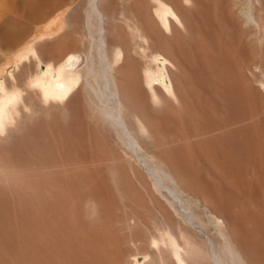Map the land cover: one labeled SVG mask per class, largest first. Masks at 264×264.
Listing matches in <instances>:
<instances>
[{"label":"rangeland","instance_id":"rangeland-1","mask_svg":"<svg viewBox=\"0 0 264 264\" xmlns=\"http://www.w3.org/2000/svg\"><path fill=\"white\" fill-rule=\"evenodd\" d=\"M32 1L0 0V95H17L0 130V263L113 264L105 237L121 236V264H264V195L239 193L259 179L255 150L264 161V0H172L181 17L167 15L168 33L151 0ZM101 16L106 44L127 47L109 72ZM136 25L146 54L165 57L149 84ZM71 50L85 59L78 81L44 99L30 81ZM162 228L184 263L150 245Z\"/></svg>","mask_w":264,"mask_h":264},{"label":"bare ground","instance_id":"bare-ground-1","mask_svg":"<svg viewBox=\"0 0 264 264\" xmlns=\"http://www.w3.org/2000/svg\"><path fill=\"white\" fill-rule=\"evenodd\" d=\"M40 1V0H39ZM94 1V4H96V2H98V1H100V0H93ZM101 1H104L103 3H105V5H106V7H107V9L108 10H113L114 8H115V6H116V1H120V0H101ZM152 1V6H151V9H152V13L156 16V18H157V23L158 24H160V26L167 32L168 30H170V27H171V24H170V20H169V18H168V16L167 15H171L172 16V18L174 17L178 22H180L179 20H180V18L179 17H181L180 16V14L179 13H181V12H178L177 10H174V8H175V6H176V4L178 3H176L175 1V3L176 4H174V2H172V0H151ZM176 1H178V0H176ZM185 2L187 1L188 2V0H184ZM13 2V1H12ZM187 2H186V4H187ZM27 3H28V5L29 6H32L33 5V1L32 0H27ZM119 3V2H118ZM189 4H190V2H189ZM175 5V6H174ZM178 6V5H177ZM177 6H176V8H177ZM175 8V9H176ZM36 9V8H35ZM37 10V9H36ZM35 10V11H36ZM98 10H99V8H98ZM34 11V12H35ZM101 11V10H100ZM98 12V11H97ZM35 14V13H34ZM142 16H144L143 14L140 16V17H142ZM34 17V16H33ZM98 17H99V15H98ZM139 17V16H138ZM142 19V18H141ZM146 19V18H145ZM182 19V18H181ZM139 20V19H138ZM147 20V23H148V25L150 26V28H152V29H155L156 31H158L156 28V25H154V24H152L148 19H146ZM104 21H103V16H101L100 18H99V22L98 23H100V33H99V35H100V37H99V40H98V51H99V60H100V63L104 66V68H105V70H106V72L108 71H110V68L112 69V67H111V64L112 63H115L118 59H119V57H120V53L121 52H123V51H127V47L126 46H124V45H122L121 43H110V44H106V41H105V39H104V36H103V32H104V26H103V23ZM139 25H140V23H139ZM181 25V24H180ZM142 26H144V25H142ZM183 27V26H182ZM147 29V28H146ZM134 30L136 31V34H137V37H139V40H140V44H138L137 45V50H139L140 51V53L141 54H143V55H148V60H149V63H150V65L147 63L146 65H144L143 66V68H142V75H143V80H144V82H145V84L147 83V84H149L150 83V81H152L153 79H157V76L159 77V78H161L163 75L158 71V69L159 68H162L163 66H164V59H165V57H161V59H159V57H158V52H156L155 50L154 51H151L150 53H148V54H146V47H148V45L149 44H147V37H148V34H147V32L143 29V28H141V27H139L138 25H136V26H134ZM184 30V29H183ZM159 32V31H158ZM152 33V32H151ZM168 33V32H167ZM150 34V33H149ZM158 34V33H157ZM169 34H170V32H169ZM156 36V35H155ZM158 36V35H157ZM115 42V41H114ZM163 42V41H162ZM160 43V42H159ZM153 44V43H152ZM108 47V49H109V51H110V53H109V57H107L106 56V54H105V48H107ZM29 49H31V48H29ZM155 49V48H154ZM32 51H33V49H31ZM29 52V51H28ZM33 53V52H32ZM122 55V54H121ZM161 55V54H160ZM162 56V55H161ZM147 58V57H146ZM85 59H84V55H83V53H81V52H78V51H73V50H71V51H67L62 57H61V59H60V61L57 63V64H52V63H50V62H48V63H46L47 65V67H46V69H45V71L42 73V74H39L38 76H36L35 78H33V80L32 81H30L31 82V84H33V85H35V86H37L38 88L37 89H39V91H40V94H41V96L44 98V99H55V100H61L69 91H70V89L72 88V86L78 81V79H79V77H80V68H81V66H79V64H80V62L82 61H84ZM120 60V59H119ZM166 62V61H165ZM151 63H152V65L154 64V67H152V65H151ZM83 64V63H82ZM160 66H159V65ZM81 65V64H80ZM83 66V65H82ZM165 77V76H164ZM109 80V79H108ZM111 82V81H110ZM110 82L108 83V85L110 84ZM261 83V82H260ZM108 85H107V87H108ZM172 84H171V80H170V84H168L167 85V87H166V91H167V93H170L171 94V96H174V89H173V86H171ZM106 87V88H107ZM109 88H110V85H109ZM150 88H152V87H150ZM75 89H76V87H75ZM74 90V89H73ZM111 91V90H110ZM71 92V91H70ZM108 92V91H107ZM178 92V91H177ZM151 93H152V95L153 96H156L154 93H153V91H151ZM106 94V93H105ZM173 94V95H172ZM175 94H177V93H175ZM108 95L109 96H112L115 100H116V102H117V99H116V96H115V94L113 93V91L112 92H108ZM170 96V95H169ZM170 96V97H171ZM174 98V97H173ZM172 98V99H173ZM155 100H156V98H155ZM175 100V99H174ZM16 101H17V95L14 93V92H10L9 94H7V95H5L4 97H1V95H0V130L4 127V125H5V123H6V119L8 118V117H10V115H11V111L14 109V108H16V106H15V103H16ZM157 101V100H156ZM155 102V101H154ZM118 103V102H117ZM158 103V102H157ZM116 106V105H115ZM115 108V107H114ZM114 110V109H113ZM112 110V111H113ZM112 111H110V113L112 112ZM115 113V112H114ZM111 116V115H110ZM117 116V115H116ZM113 119V118H112ZM116 119L117 120H119V114H118V117H116ZM114 120V119H113ZM118 123H119V121H118ZM120 123L123 125V123H122V121H120ZM119 123V124H120ZM125 127V126H124ZM139 127H141L142 128V125L141 124H139ZM147 128V127H146ZM124 129V128H123ZM142 131H145V129L144 130H142ZM127 136H128V138L130 139V141H131V144H133L134 142H133V140H132V138L129 136V134H128V131H127ZM131 146H133V145H131ZM134 146H136L135 144H134ZM134 146H133V148H134ZM254 149V148H253ZM216 154V153H215ZM263 155H262V151L260 150V149H257V150H255V154H254V157H253V165H254V167H255V169L257 170V172H258V174H259V179H258V181H257V183L256 184H252V183H250V182H247V183H245V184H243L242 185V189L239 191V193L242 195V196H248L249 194H250V192H251V190L252 191H256V192H258V193H260V194H262V195H264V161H263V157H262ZM154 165V164H153ZM250 165V164H249ZM155 166V165H154ZM155 168V167H154ZM151 170H152V173L154 174V176H156L157 177V171H156V168L155 169H152V168H150ZM247 170V169H246ZM248 172V171H247ZM255 175V174H254ZM157 179V178H156ZM245 180V179H244ZM173 183V182H172ZM176 190H174L173 188L172 189H170V192L174 195V196H176V197H178L177 196V191L175 192ZM180 195V194H179ZM177 199H179V198H177ZM5 211V210H4ZM188 211V210H187ZM15 212V211H14ZM8 214H10V213H8L7 212V215ZM6 215V216H7ZM13 215V214H12ZM12 215H10V217H11V219L13 220L12 222H14V220H15V218L13 219L12 217H14V216H12ZM23 215V214H22ZM21 215V216H22ZM21 216H20V218H21ZM23 216H25V214L23 215ZM22 216V217H23ZM8 217V216H7ZM25 218V217H24ZM11 219L9 220V221H11ZM109 219H111L110 217H109ZM21 220V219H20ZM25 220V219H24ZM30 220V219H29ZM21 221H23V219L21 220ZM39 221V220H38ZM37 221V222H38ZM40 221H42V219L40 220ZM22 223H25V222H22ZM42 223H43V221H42ZM42 223H40V224H42ZM14 226H15V224H13ZM18 225V224H17ZM20 225V224H19ZM25 226V225H24ZM19 227V226H18ZM21 227V226H20ZM19 227V228H20ZM26 227V226H25ZM45 228H46V226H44ZM17 228V227H16ZM15 228V229H16ZM40 228V227H39ZM44 228V229H45ZM43 229V230H44ZM163 230L158 234V235H151L150 236V245H152V246H156L157 247V245L158 244H165V245H167L168 246V248L170 249V251H171V253L174 255V257H175V259L177 260V262H179V263H184L185 262V260H184V258H183V255H182V252H181V250H180V247H179V245H178V243H177V241L175 240V238H174V236L171 234V232H169V230L167 229V228H162ZM48 230V229H47ZM35 231V230H34ZM44 231H46V229L44 230ZM44 231H43V234H44ZM41 232V231H40ZM82 232V231H81ZM93 232V231H92ZM23 233H24V231H23ZM27 233H29V232H27ZM26 233V234H27ZM33 233V232H32ZM42 233V232H41ZM40 233V234H41ZM112 233V232H111ZM157 233V232H156ZM22 234V233H21ZM32 235V234H31ZM34 236L35 237H37L38 236V234H37V236L35 235V233H34ZM115 236V235H114ZM118 236V235H117ZM22 237H24V236H22ZM121 237V236H120ZM120 237H112V236H110V237H105V241L107 242V243H109V244H111L112 245V247L114 248L113 250H114V252H115V256H116V258L114 259V263L113 264H121V262H120V255H121V253H122V250H121V248L119 247V244H118V242H119V240L121 239ZM30 238V237H29ZM38 238H42V237H38ZM82 238V237H81ZM139 237L137 236V237H135V239H138ZM23 239V238H22ZM21 239V240H22ZM104 239V238H103ZM26 240H27V237H26ZM33 240H34V238H33ZM36 240H37V238H36ZM35 240V241H36ZM39 240H41V239H39ZM42 240L44 241V239L42 238ZM29 241H32V240H29ZM29 241H27V243L29 242ZM35 241H34V244H35ZM81 242L83 241V240H80ZM19 242V241H18ZM80 242V243H81ZM89 242V241H88ZM93 242V241H92ZM30 243V242H29ZM39 243V242H38ZM102 243H104V242H102ZM21 244H22V242H21ZM24 244V243H23ZM26 244V243H25ZM33 244V243H32ZM40 244H42V246H43V243H41L40 242ZM39 244V245H40ZM59 244V243H58ZM61 244H62V242H61ZM97 244V243H96ZM30 245V244H29ZM36 245V244H35ZM47 245V244H46ZM83 245V244H82ZM95 245V244H94ZM93 245V246H94ZM110 245V246H111ZM19 246V245H18ZM27 246H28V244H27ZM30 246H33V245H30ZM95 246H98V248H99V246H100V244H98V245H95ZM106 246V245H105ZM104 246V247H105ZM25 247V246H24ZM44 247H45V244H44ZM73 247V246H72ZM76 247V246H75ZM103 247V248H104ZM17 248V247H16ZM19 249H20V246L18 247ZM40 248H41V245H40ZM63 248H64V246H63ZM98 248H96V249H98ZM25 248H22V251L24 250ZM29 249V248H28ZM27 249V250H28ZM38 249L39 248H37V251H38ZM62 249V248H61ZM76 249V248H75ZM79 249V248H78ZM89 249H90V247H89ZM89 249H87L88 250V254H89ZM92 249V248H91ZM99 249H101L102 250V248H99ZM106 249H108V248H106ZM16 250V249H15ZM14 250V251H15ZM26 250V251H27ZM33 250V249H32ZM93 250V249H92ZM105 250V249H104ZM104 250H102V251H104ZM198 250V249H197ZM17 251V250H16ZM29 251V250H28ZM43 251H45V250H41L40 252H43ZM94 251V250H93ZM95 251H97V250H95ZM100 251V250H99ZM112 251V250H111ZM110 251V252H111ZM18 252H21L20 250H18ZM25 252V251H24ZM33 252V251H32ZM36 251H34V253H35ZM76 252V251H75ZM106 252V251H105ZM15 254L17 253V252H14ZM22 253V252H21ZM31 253V249H30V251H29V255L30 256H33L32 254H34V253H32V254H30ZM45 253V252H44ZM97 253H99L98 251H97ZM106 253H108V251L106 252ZM20 254V253H19ZM24 255H25V253H23ZM90 254H92V253H90ZM100 254V253H99ZM206 254V253H205ZM28 255V254H27ZM35 255H36V257L34 258V259H36L37 258V255H38V253H35ZM40 255V254H39ZM93 255V254H92ZM111 255V254H110ZM16 256H17V254H16ZM23 256V255H22ZM22 256H21V258H22ZM42 256V255H41ZM41 256H39V257H41ZM94 256H97V255H95L94 254ZM102 256V255H101ZM19 257V256H18ZM86 257H89V256H86ZM105 257V255H103V258ZM108 257V256H107ZM209 257V256H208ZM20 258V257H19ZM25 258V257H24ZM33 258V257H32ZM83 258V257H82ZM213 258H214V262H215V264H222V262H221V260L218 258V256L217 255H214L213 256ZM23 259V258H22ZM21 259V262L24 260H22ZM27 259V258H26ZM69 259V258H68ZM83 259H86L85 257L83 258ZM97 259H98V257H97ZM104 259H106V258H104ZM104 259H103V261H104ZM39 260V259H38ZM40 260H42V257H41V259ZM73 260V259H72ZM91 260H92V258H91ZM91 260H89L88 259V261H91ZM94 260V259H93ZM92 260V261H93ZM100 259H98V261H99ZM3 261V259L1 260V262ZM5 261V260H4ZM26 260H24V262H25ZM30 261H32V260H30ZM29 261V262H30ZM35 261V260H34ZM33 261V262H34ZM83 261H85V260H83ZM82 260H81V262H79V263H82L83 262ZM95 261V260H94ZM94 261H93V263H94ZM97 261V260H96ZM109 261H110V259H109ZM6 262H8V261H5V264H6ZM23 262V263H24ZM28 262V264H30ZM38 262V261H37ZM36 262V263H37ZM77 262V263H78ZM86 262H87V260H86ZM107 262V261H106ZM106 262H105V264H106ZM111 262V261H110ZM3 263V262H2ZM39 263V262H38ZM78 263V264H79ZM92 263V262H91ZM102 263V262H101ZM1 264V263H0ZM34 264V263H33ZM42 264V263H41ZM83 264H85V263H83ZM90 264V263H89ZM103 264V263H102ZM107 264H108V262H107ZM110 264V263H109Z\"/></svg>","mask_w":264,"mask_h":264},{"label":"clouds","instance_id":"clouds-1","mask_svg":"<svg viewBox=\"0 0 264 264\" xmlns=\"http://www.w3.org/2000/svg\"><path fill=\"white\" fill-rule=\"evenodd\" d=\"M91 203V202H90ZM92 208H93V215H95L96 214V210H95V205H94V203H92Z\"/></svg>","mask_w":264,"mask_h":264}]
</instances>
